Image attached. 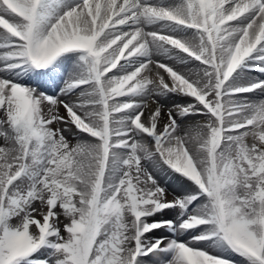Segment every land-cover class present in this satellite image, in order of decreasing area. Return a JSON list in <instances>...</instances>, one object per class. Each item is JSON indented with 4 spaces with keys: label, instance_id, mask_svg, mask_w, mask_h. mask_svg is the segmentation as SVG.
<instances>
[{
    "label": "snow or ice",
    "instance_id": "snow-or-ice-1",
    "mask_svg": "<svg viewBox=\"0 0 264 264\" xmlns=\"http://www.w3.org/2000/svg\"><path fill=\"white\" fill-rule=\"evenodd\" d=\"M252 71L264 0H0V264H264Z\"/></svg>",
    "mask_w": 264,
    "mask_h": 264
},
{
    "label": "bare ground",
    "instance_id": "bare-ground-1",
    "mask_svg": "<svg viewBox=\"0 0 264 264\" xmlns=\"http://www.w3.org/2000/svg\"><path fill=\"white\" fill-rule=\"evenodd\" d=\"M188 67L194 69L195 65H189ZM69 68H70V66H69ZM247 75L249 77H252V78L257 76L259 78L261 77L262 79H264V75H261L259 72H256V71L249 72V73H247ZM33 86L39 87L41 90L47 89L49 92H52L54 90H58L56 85L51 84L46 79L36 80L34 78V85ZM251 98L252 99H256V100L264 99V94H258V95L254 96V97H251ZM188 102H189L188 100H181V99H178V98H172V99L167 101V104H168V106H171L173 103H188ZM152 107L154 108L155 105H152ZM61 112H63V109H61ZM192 122H194V121L193 120L190 121V122L184 121L185 124H191ZM53 127L55 128V127H57V125L54 124ZM65 135L69 136L68 133H65ZM69 139L72 140L73 143L76 142L75 138H73L72 136H69ZM3 143H4L3 139L0 138V145H3ZM162 183L164 184V186H166L168 188L169 199H171L173 195L179 194L180 191H181L180 183L173 177L165 176L163 178V180H162ZM36 207H39V204H37ZM172 215H173V213H169L167 218H171ZM157 218L159 219L160 217H157ZM61 221L64 222L63 216H61ZM156 235H160V234L157 232ZM185 238L187 239L188 237L185 236ZM146 264H152L151 260L147 261Z\"/></svg>",
    "mask_w": 264,
    "mask_h": 264
},
{
    "label": "rangeland",
    "instance_id": "rangeland-1",
    "mask_svg": "<svg viewBox=\"0 0 264 264\" xmlns=\"http://www.w3.org/2000/svg\"><path fill=\"white\" fill-rule=\"evenodd\" d=\"M254 78H259V77L255 76ZM260 79H262V78L260 77ZM192 120L193 121H203L204 120V117H202V116H194V117H190L189 120H187V121L190 122ZM159 234H161V233H159ZM41 255H44V256H41ZM45 256H46V253H40V254L37 255V257H43V258H45ZM151 263H152V261H151Z\"/></svg>",
    "mask_w": 264,
    "mask_h": 264
}]
</instances>
